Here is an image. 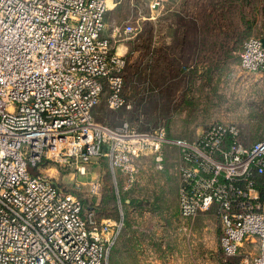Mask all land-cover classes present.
<instances>
[{
    "label": "built area",
    "instance_id": "obj_1",
    "mask_svg": "<svg viewBox=\"0 0 264 264\" xmlns=\"http://www.w3.org/2000/svg\"><path fill=\"white\" fill-rule=\"evenodd\" d=\"M118 1L0 0V264H107L114 225L42 168L108 156L133 173L162 145L178 150L180 215L216 208L224 254L246 243L257 252L237 264H264V136L246 143L236 123L217 121L195 139L172 138L94 117L103 98L110 109L130 107L115 39L137 27L105 34ZM242 47L241 67L264 73V37Z\"/></svg>",
    "mask_w": 264,
    "mask_h": 264
},
{
    "label": "rangeland",
    "instance_id": "obj_2",
    "mask_svg": "<svg viewBox=\"0 0 264 264\" xmlns=\"http://www.w3.org/2000/svg\"><path fill=\"white\" fill-rule=\"evenodd\" d=\"M151 4V0L110 3L106 35L116 27H137L134 34L115 39L127 60L124 95L130 107L110 109L103 98L94 109L96 120L114 128L127 123L138 132L164 129L169 137L186 139L197 138L213 122H232L240 127L244 142L261 139L264 73L243 69L241 51L248 37H264V0H198L196 19L183 17L176 6L168 11L164 0L158 7ZM153 154L142 156L133 173L114 167L108 156L83 165L53 163L42 170L95 208L96 214L104 203L117 215L119 221L109 222L114 237L107 264L251 260L257 249L246 243L237 255L224 254L216 208L193 218L180 215L177 148L164 145V182L159 160L152 166ZM97 179L102 187L92 193L91 183Z\"/></svg>",
    "mask_w": 264,
    "mask_h": 264
},
{
    "label": "crops",
    "instance_id": "obj_3",
    "mask_svg": "<svg viewBox=\"0 0 264 264\" xmlns=\"http://www.w3.org/2000/svg\"><path fill=\"white\" fill-rule=\"evenodd\" d=\"M164 1H166V3H167L168 11L171 8L176 6L177 7V11L180 12V14L183 17H193L194 19H196V17H199L200 10H199L198 5H197V1L198 0H171V1L164 0ZM170 3H172V4H170ZM262 5H263V3L260 2V8L262 7ZM257 6H259V2H257ZM169 7H171V8H169ZM208 13H210L209 10H208ZM232 53L236 54L234 51H232ZM232 65L236 66V64H234V63ZM149 156H152V162H153L152 166L155 165L154 162L156 160V156H158V159H159L158 162H159V164L162 165V167L160 166L158 168H162L161 171H160V174L163 177V181L162 182H164V169H163V167H164V145H162V147H161L159 152H156L153 155H149ZM157 164H156V166H157ZM153 179H157V178H153ZM163 189H164V187H162V190ZM162 196L160 197L161 199H163ZM177 201H178V199H177ZM103 202H104V200H103ZM104 205L105 204L103 203L100 207H97V209L99 210V211H97V214H99L100 217L102 216V218H103L102 220L108 221V222H111V223H116L117 221H119L118 218H117V215L109 212L108 206H104ZM116 211L117 210H115V212ZM116 213H119V212H116Z\"/></svg>",
    "mask_w": 264,
    "mask_h": 264
},
{
    "label": "trees",
    "instance_id": "obj_4",
    "mask_svg": "<svg viewBox=\"0 0 264 264\" xmlns=\"http://www.w3.org/2000/svg\"><path fill=\"white\" fill-rule=\"evenodd\" d=\"M185 139H186V138H185ZM82 201H83V205H84L85 208L90 207L89 205H86V204H85V201H84L83 199H82Z\"/></svg>",
    "mask_w": 264,
    "mask_h": 264
},
{
    "label": "bare ground",
    "instance_id": "obj_5",
    "mask_svg": "<svg viewBox=\"0 0 264 264\" xmlns=\"http://www.w3.org/2000/svg\"><path fill=\"white\" fill-rule=\"evenodd\" d=\"M64 178V177H63Z\"/></svg>",
    "mask_w": 264,
    "mask_h": 264
}]
</instances>
